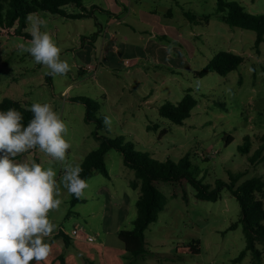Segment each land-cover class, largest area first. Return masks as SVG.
Here are the masks:
<instances>
[{"label":"rangeland","instance_id":"rangeland-1","mask_svg":"<svg viewBox=\"0 0 264 264\" xmlns=\"http://www.w3.org/2000/svg\"><path fill=\"white\" fill-rule=\"evenodd\" d=\"M93 1L103 4V0H85V3ZM227 1L239 3L249 13L264 15V0ZM162 4L165 11L170 9L177 24L185 18V25L178 29L197 47L188 67L152 63L145 54L139 58L151 32L150 29L144 32L145 26L136 16L122 18L124 23L119 25L106 26L110 18L99 12L92 19L83 20L37 13L46 21L41 31L51 35L61 49L60 59L67 61L71 70L66 76L49 75L46 66L18 49L21 43L30 46V41L1 36L0 101L9 98L26 107L35 102L51 105L68 128L64 136L71 145L66 153L68 164L81 165L98 147L96 135L120 137L123 147L160 162H179L188 155L191 173L210 190L216 187L217 180L227 184L217 201H199L195 190L187 186L185 202L181 196L171 195L170 186L160 187L166 198L165 207L145 231L143 255L130 257L116 231L133 228L140 191L130 186V181L135 179L134 170L125 165L121 151L112 149L105 157L109 177L95 171L87 181L89 187L84 190L83 201L75 206L70 204L71 194L62 189L58 197L61 205L48 213L49 220L56 225L54 233L62 230L68 236L77 225L85 235L83 241L88 243L83 245L92 256L82 251L76 254L78 263L104 264L101 254L97 255L104 246L115 253L122 249L124 253L119 258L123 264L258 263L251 251L234 263L245 249L246 236L241 223L234 230L228 229L242 218L240 202L229 186L232 177H237L236 187L251 178L264 179V161H250L264 138V43L257 49L254 31L225 24L216 11V0H162ZM97 19L109 29V35H114L113 46L119 55L115 54L112 66L102 63L97 70L82 74L79 68L86 66V58L93 59L90 63L95 67L94 42L90 44L86 39L97 36ZM163 38L158 35L155 40L168 44L169 48L174 46L169 38ZM96 47L100 54V47ZM220 51L234 52L244 62L226 76L212 72L202 78L195 77L192 71L201 70ZM119 57H128L130 64L126 65L125 59ZM130 72L132 75H128ZM188 90L198 105L183 124H175L160 115L162 105L178 103ZM75 97H87L97 103L96 118L103 120L109 116L110 128L99 129L97 121H87L86 106L72 101ZM164 129L167 133L161 135ZM228 136L232 137L231 141ZM12 159L17 163L35 161L45 169L53 168L58 183L62 176L60 163L38 148ZM257 197L264 200V193ZM54 233L49 238L57 236ZM192 241L198 243V253L190 250ZM46 242L51 255L66 256L62 237ZM72 247L68 251H73ZM261 260L258 264H264V254Z\"/></svg>","mask_w":264,"mask_h":264},{"label":"trees","instance_id":"trees-1","mask_svg":"<svg viewBox=\"0 0 264 264\" xmlns=\"http://www.w3.org/2000/svg\"><path fill=\"white\" fill-rule=\"evenodd\" d=\"M216 11L220 14L221 20L230 27H237L244 30H251L256 33L255 47L264 43V15L252 14L237 2H228L227 0H216ZM101 9L95 5H88L84 0H0V37H22L31 41L32 37L27 31L26 16L29 13H45L52 16H58L72 20L90 19L95 16V11ZM188 17V16H187ZM195 20L194 17H188ZM95 36V35H94ZM244 62L243 57L231 51H220L201 70L194 72L195 77L202 78L209 73L215 72L220 76H226L230 72L238 69ZM50 81V78H48ZM72 101L82 103L86 106V120L97 121L99 129H105L103 120L96 118L95 113L99 106L93 100L87 97H75ZM198 105L195 96L188 90L183 98L176 104L167 102L159 108L162 117L169 119L175 124H183L190 117L191 111ZM8 108H15L23 115L21 123L27 125L32 118V113L27 111L26 106L19 102L4 98L0 101V111H6ZM157 128V127H155ZM167 133L164 129L161 135ZM99 144L96 149L91 151L81 163L83 171L80 176L86 182L92 177L93 173L99 172L105 177H109V172L105 163V157L109 151L116 149L122 152L124 163L135 172V179L130 181L133 189L139 190L140 195L136 201L137 214L133 221L131 230H120L118 238L123 244V248L130 257L138 258L145 252V231L149 225L158 219L166 203V198L161 192L160 187L170 186L173 197L181 196L185 202L188 201L187 186L195 190V198L199 201H217L222 187L227 184L217 180L216 187L210 190L207 184L196 179L190 171L191 163L189 156L186 155L179 162L167 160L160 162L151 159L147 154L128 150L122 146L120 137L111 139L106 136L96 135ZM232 140L231 136L227 137ZM262 144L250 158L251 163L264 161V138H261ZM130 147H132L130 145ZM237 177L231 178L229 189L241 206L242 218L232 224L228 229L234 230L238 223L243 225L246 236L245 249L234 259V263L242 260L247 251H251L258 259L262 261L264 254V200L257 197L264 193V179L260 177L251 178L236 187ZM83 199H77L71 195L70 204L75 206ZM63 238L67 246L71 238L64 233L57 235ZM259 245L262 248H259ZM190 250L193 253L200 251L196 241H192ZM60 264H66L64 257H58ZM253 263V264H258Z\"/></svg>","mask_w":264,"mask_h":264},{"label":"clouds","instance_id":"clouds-1","mask_svg":"<svg viewBox=\"0 0 264 264\" xmlns=\"http://www.w3.org/2000/svg\"><path fill=\"white\" fill-rule=\"evenodd\" d=\"M26 21L32 39L30 46L21 43L18 49L46 66L49 75L66 76L71 70L69 63L60 59L61 49L51 35L41 31L46 21L35 13H29ZM26 110L32 113L26 126L21 123L23 115L17 109L0 111V264L47 261L51 249L46 238L56 231L48 213L61 205L58 198L61 190L80 199L89 187L80 176L81 165L66 163V153L71 147L64 138L68 128L52 106L35 102ZM103 124L110 128L111 118L104 116ZM37 148L60 163L59 183L53 168L45 169L35 161L17 163L12 159Z\"/></svg>","mask_w":264,"mask_h":264},{"label":"crops","instance_id":"crops-1","mask_svg":"<svg viewBox=\"0 0 264 264\" xmlns=\"http://www.w3.org/2000/svg\"><path fill=\"white\" fill-rule=\"evenodd\" d=\"M86 4L95 5L101 8L95 12L107 15L110 18V23L108 22L106 26H109L113 23H115V25H119L120 23H124L122 18L136 16L141 24L145 26V28H143L144 32H147V29H150V39L148 40L144 50L146 53L142 50L139 58L145 54L149 56V58L152 60V63L162 65L166 64L173 68H183L184 66L188 67V63L192 61L196 54V45L194 46L191 41L186 40L183 31L178 29L179 26L182 27L185 25V18H183L184 20H181V24L180 22L178 24L174 22L175 18L173 14L170 12V9L169 11H165L166 8L163 7L162 0H103L102 5L100 3H95L94 1L89 3L86 2ZM166 16H170V18H166ZM98 25L99 26L96 29L97 36H93L90 40L86 39L90 44L94 42L92 48L95 51V70H97L99 64L102 63H104L106 66H110L113 63L114 57L119 55V50L117 49L116 51V47L113 46V39H115L114 35H109V29L101 25L99 21ZM158 35L164 36L163 39L169 38L171 41H173L174 46L170 48L171 51H169L168 44L166 45L162 41L155 40L158 38ZM95 44L100 47V54L98 53L99 49ZM125 46L129 47V44H125ZM122 58H124L125 61L128 60V57H119V59ZM86 60V66L79 68V71L82 74L87 72L89 73L86 68L88 65H92L90 62H92L93 59L90 60L86 58ZM196 71L197 70L192 71L193 74ZM128 75H132V72H130ZM71 86L72 85H69V88ZM119 231L120 230L118 229L116 231L117 237ZM58 237L59 236H54L51 238L48 237L46 240L51 242L54 238ZM84 243L88 242L83 241V239L71 238L69 244L67 246L65 245L67 252L64 260L66 264H85L84 262L78 263V255H76L83 252L89 254L88 250L83 245ZM70 246H73V251H68ZM100 251H102V253L98 252L97 255L99 256V254H101L99 257L101 258V261L104 262V264H123L119 258V255L122 256L124 253L122 249L121 251H117L115 253L112 248L108 249L107 246H104L103 249H100ZM57 256V254H50L47 261H42L41 264H60ZM89 256H92V254H89ZM30 264H35V261L30 262Z\"/></svg>","mask_w":264,"mask_h":264},{"label":"built area","instance_id":"built-area-1","mask_svg":"<svg viewBox=\"0 0 264 264\" xmlns=\"http://www.w3.org/2000/svg\"><path fill=\"white\" fill-rule=\"evenodd\" d=\"M126 65H129V61L126 60L125 61ZM89 72L95 70V67L92 66V65H88L87 68H86ZM60 233H64L62 232V230H59L58 232H56L54 235H58ZM70 238H73V239H84L85 238V235H83L82 231L79 229L78 226H76L70 233V235H68ZM89 238V237H88Z\"/></svg>","mask_w":264,"mask_h":264}]
</instances>
